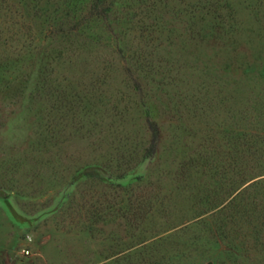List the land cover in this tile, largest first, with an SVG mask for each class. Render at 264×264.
Segmentation results:
<instances>
[{
    "label": "rangeland",
    "instance_id": "rangeland-1",
    "mask_svg": "<svg viewBox=\"0 0 264 264\" xmlns=\"http://www.w3.org/2000/svg\"><path fill=\"white\" fill-rule=\"evenodd\" d=\"M0 264H264V0H0Z\"/></svg>",
    "mask_w": 264,
    "mask_h": 264
}]
</instances>
